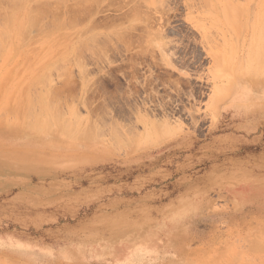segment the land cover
I'll use <instances>...</instances> for the list:
<instances>
[{"label":"rangeland","instance_id":"rangeland-1","mask_svg":"<svg viewBox=\"0 0 264 264\" xmlns=\"http://www.w3.org/2000/svg\"><path fill=\"white\" fill-rule=\"evenodd\" d=\"M27 1H0V264H263L264 0Z\"/></svg>","mask_w":264,"mask_h":264},{"label":"bare ground","instance_id":"bare-ground-1","mask_svg":"<svg viewBox=\"0 0 264 264\" xmlns=\"http://www.w3.org/2000/svg\"><path fill=\"white\" fill-rule=\"evenodd\" d=\"M0 1H1V0H0ZM8 1H9V0H8ZM10 1H11V0H10ZM30 1H31V0H30ZM30 1H27L28 4H29ZM56 1H58V0H56ZM63 1H64V0H63ZM13 2H14V3L16 2V3H17V7H18L19 0H13ZM13 2H12L11 4H13V6H14L15 4H14ZM31 2H34V1H31ZM44 2H45V1H44ZM52 2H54V1L52 0ZM58 2H62V1H58ZM48 3H49V1H48ZM62 3H64V2H62ZM7 4H8V3H7ZM26 4H27V3H26ZM28 4H27V5H28ZM44 4H45V3H44ZM76 4H78V3L76 2ZM30 5H31V3H30ZM30 5H29V6H30ZM49 5H50V4H49ZM49 5H48V8H49ZM13 6H12V7H13ZM29 6L27 7L28 9H26V11H27V10H30L29 8H32V7H29ZM65 6H66V5H65ZM65 6H64V8H65ZM6 7H7V6H6ZM45 7H46V6H45ZM50 7H51V6H50ZM62 7H63V6H62ZM62 7H60V8H62ZM66 7H67V6H66ZM68 7H69V6H68ZM78 7H79V6H78ZM13 8H14V10H15V9H16V6L13 7ZM58 8H59V7H58ZM76 8H77V6H76ZM5 9H6V8H5ZM5 9H4V11H5V12H8V13H5V14H9V11H7L8 9H7V10H5ZM11 9H12V8H11ZM56 9H57V8H56ZM68 9H69V8H68ZM84 9H85V8H84ZM1 10H2V9H1ZM12 10H13V9H12ZM12 10H11V11H12ZM49 10H50V9H49ZM49 10H48V11H49ZM54 10H55V9H54ZM54 10H53V9L51 10V11L53 12V14L57 12V11L54 12ZM75 10H76V9H75ZM4 11L2 10V12H4ZM30 11H31V10H30ZM43 11H45V10H42V12H43ZM46 11H47V9H46ZM23 12H24V11H23ZM42 12H41V10H39V12L35 10V11H34V14H32L33 11H31V13H30V12L26 13V21H27L28 23H31L32 26L34 25V28H32L31 25H30L29 30H30L31 28H32V29H35V27H37L36 24H38L37 29H38V28H43L41 25H40L41 27H39V24H40L39 21H40V17L42 16V14L44 15V14H46L47 12H45V13H42ZM64 12H65V11H64ZM66 12H67V11H66ZM68 12H69V11H68ZM75 12H77V11H75ZM82 12H83V11H82ZM0 13H1V12H0ZM12 13H13V11L11 12V14H12ZM17 13H18V12H17ZM69 13H70V12H69ZM60 14H61V13H60ZM60 14H59V16H60ZM71 14H73V13H71ZM74 14H75V13H74ZM23 15H24V14H23ZM46 15H47V14H46ZM61 15H62V14H61ZM4 16H5V15H3V13H2V15H0L1 18L3 17L2 19H4ZM6 16H7V18H5V19H6V20L8 19L7 21L9 22V21H10L9 17H11V16H10V14H9V17H8V15H6ZM16 16H17V14H16ZM52 16H55V14L52 15ZM56 16H57V15H56ZM59 16L56 17V18H59ZM67 16H68V15H66L65 17L67 18ZM44 17H46V16H44ZM60 17H61V16H60ZM66 18H65V19H66ZM71 18H72V17H71ZM2 19H0V22H2V21H1ZM5 19H4V20H5ZM52 19H54V18H52ZM60 19H61V18H60ZM60 19H59L58 21H60ZM4 20H3V21H4ZM23 20H24V19H23ZM54 20H55V19H54ZM56 20H57V19H56ZM73 20H74V18L72 19V21H69V20H68V21H67V22H68L67 24L69 25V24L71 23L70 26H73L74 23H75ZM77 20H78V19H77ZM78 21H79V20H78ZM8 22H7L6 26H8ZM54 22H55L56 24H63V25H64V22H63V23H62V22H56V21H54ZM65 22H66V21H65ZM69 22H70V23H69ZM73 22H74V23H73ZM3 23H6V22L4 21ZM3 23H0V25L3 24ZM49 23H50V22H49ZM55 23H54V24H55ZM65 24H66V23H65ZM72 24H73V25H72ZM51 26H52V25H51ZM25 27H27V29H26V31H25V29H24L25 32H22V35H24V33L29 34V33H28V31H29V30H28V26L26 25ZM1 28H4V26H3V27L1 26ZM18 28H19V27H18ZM56 28H57V27H56ZM56 28H55V29H56ZM51 29H53V27H52ZM51 29L49 30V34H50V32H52ZM57 29H58V28H57ZM59 29H60V28H59ZM76 29H77V28H76ZM4 30H5V29H4ZM27 30H28V31H27ZM40 30H41V29H40ZM31 31H32V30H30V33H31ZM35 31H37V30H35ZM42 31H43V30H42ZM53 31H55V30L53 29ZM157 32H159V31H157ZM0 33H1V32H0ZM3 33H4V32H3ZM39 33H41V31H40ZM59 33H61V32H59ZM68 33H69V32H68ZM18 34H19V33H18ZM36 34H37V33H36ZM36 34H34V35H36ZM61 34H62V36L65 35L64 33H61ZM59 35H60V34H58V36H59ZM1 36H2V35H1ZM4 36H5V34H4L2 37L4 38ZM15 36H16V35H15ZM31 36H32V35H31ZM31 36H30V37H31ZM62 36H61V38H62ZM69 36H71V35H69ZM92 36H94V35H92ZM92 36H90V37L87 36V37L91 38ZM2 37H1V38H2ZM22 37H23V36H21L20 39H23ZM64 37H65V40L68 39V36H67V39H66V35H65ZM6 38H7V37H6ZM18 38H19V37H18ZM25 38H26V37H24V39H25ZM61 38H60V39H61ZM94 38H95V37H94ZM84 39H86V38H84ZM84 39H83V40H84ZM91 39H92V38H91ZM2 40H4V39H2ZM6 40H7V39H6ZM70 40H71V38H70ZM87 40H88V39H87ZM92 40H93V39H92ZM84 41L86 42V40H84ZM88 41H90V39H89ZM21 42H23V40H21ZM62 42H63V41H62ZM89 43H90V42H89ZM5 44H6V43H5ZM28 44H30V43H28ZM85 44H86V43H85ZM18 45H19V44H18ZM79 45H80V44H79ZM82 45H83V44H82ZM90 45H92V44L90 43ZM80 46H81V45H80ZM84 46H85V45H84ZM87 46H88V45H87ZM63 48H64V46H63ZM67 48H69V47H67ZM76 48H77V47H76ZM79 48H80V47H79ZM79 48H78V49H79ZM83 48H84V47H83ZM87 48H88V47H87ZM9 49H10V48H9ZM61 49H62V47H61ZM27 50H28V49H27ZM58 50H59V49H58ZM63 50L65 51L66 49H63ZM79 50H80V49H79ZM16 52H17V51H16ZM16 52H15V53H16ZM58 52H60V51H57V54H58ZM69 52H71V51H69ZM76 52H77V51H76ZM76 52L74 51L73 53H76ZM79 53H80V52H79ZM9 55H11V54L9 53ZM13 55H15V54H13ZM52 55H53V54H52ZM54 55H56V52H55ZM62 55H63V54H62ZM64 55H65V54H64ZM64 55H63V56H64ZM68 55H69V54H68ZM50 57H52V56H50ZM50 57H49V59H50ZM9 58H10V57H8V59H9ZM61 58H62V57H61ZM63 58H64V57H63ZM77 59H78V58H77ZM47 60H48V58H47ZM69 61H70V59H69ZM77 62H78V60H77ZM4 65H5V64H4ZM56 66H57V65H56ZM58 66H59V65H58ZM62 66H63V65H62ZM0 68H3V67L1 66ZM54 68H55V67H53L52 69H54ZM55 69H56V68H55ZM10 71H11V69H10ZM51 71H52V70H51ZM47 72H48V70H47L46 72H44V74H46ZM19 73H20V70H19L18 74H19ZM10 74L12 75L11 72H10ZM10 74H9V75H10ZM27 74H28V72H27ZM9 75H8V77H9ZM15 75H17V74H15ZM24 75H25V73H24ZM32 76H33V75H32ZM24 77H25V76H23L22 78H24ZM43 77H44V76H43ZM22 78H20V79L23 80ZM30 78H32V77H30ZM45 78H46V76H45ZM45 78H44V79H45ZM8 79H9V78H8ZM20 79H19V81H20ZM42 79H43V78H42ZM44 79H43V80H44ZM46 79H47V78H46ZM36 80H37V79H36ZM6 81H8V80L6 79ZM32 83L34 84V82H32ZM35 83H37V81H35ZM41 83H43V81H42ZM18 84H19V82H18ZM25 84H26V83H25ZM25 84H24V85H25ZM28 84H29V83H28ZM33 84H32V85H33ZM3 85H4V84H3ZM29 85H30V84H29ZM34 85H35V84H34ZM16 86H17V85H16ZM25 86H26V85H25ZM25 86H23V88H24ZM27 87H29V86H27ZM30 87H31V86H30ZM0 88L2 89V86H0ZM25 89H26V87L24 88V90H25ZM49 91H50V90H49ZM51 92H52V91H51ZM53 92H54V90H53ZM22 93H23V92L21 91V94H22ZM54 93H55V92H54ZM12 94H13V93H12ZM12 94L10 95V98L13 97ZM46 94H47V92H46ZM55 94H56V93H55ZM50 95H51V94H50ZM35 96H36V95H35ZM56 97H57V96H56ZM34 98H35V97H34ZM38 98H39V97H38ZM41 98H42V97H41ZM53 98H54V97H53ZM7 99L9 100V98H7ZM11 99H12V98H11ZM14 99H15V97H14ZM31 99H32V98H31ZM50 99H51V97H50ZM2 100H3V99H2ZM9 101H10V100H9ZM9 101H8V104H9ZM34 101H35V100H34ZM47 101H48V100H47ZM57 101H58V100H57ZM10 102H11V101H10ZM15 102H16V101H15ZM15 102H13V103H15ZM30 102H31V101H30ZM45 102H46V101H45ZM48 102H49V101H48ZM50 102H51V101H50ZM13 103H12V104H13ZM35 103H37V102H35ZM23 104H25V102H24ZM30 104L33 105V103H30ZM40 104H41V103H40ZM46 104H47V102H46ZM48 104H49V106H50V103H48ZM48 104H47V105H48ZM13 105H14V104H13ZM13 105H12V107H11L12 109H10V110H12V111L14 110V108H15V110H16V107H17V104L15 105L16 107H14ZM21 105H22V104H21ZM21 105H20V106H21ZM31 105H30V107H31ZM51 105H52V104H51ZM9 106H11V103H10ZM9 106H8V107H9ZM37 106H38V105H37ZM52 106H53V107H50V108L52 109V115L55 116V117H53V118L59 119L58 116H56L57 113H56V114L54 113V110H53L54 105H52ZM64 106H65V105H64ZM30 107L28 106V109L26 110V112H27V111L30 109V110H29L30 112H27V116H29V117H31V111H32ZM39 107H42V105L39 106ZM47 107H48V106H47ZM3 108H4V109L1 108L2 110H0V111H4V110H6V109H5V106H4ZM6 108H7V107H6ZM18 108H19V107H18ZM23 108H24V107H23ZM33 108H35L34 105H33ZM35 109H36V108H35ZM40 109H41V108H40ZM51 109H50V110H51ZM7 110H8V108H7ZM7 110H6V111H7ZM10 110H8L7 112H9ZM15 110H14V111H15ZM19 110H20V109H19ZM55 110H56V109H55ZM39 111H40V110H39ZM57 111H58V110H57ZM60 111H61V109H60ZM7 112H4V114H6ZM43 113H44V110H43ZM53 113H54L55 115H54ZM2 114H3V113H2ZM7 114H8V113H7ZM7 114H6V115H7ZM10 114H11V111H10V113H9L8 115H10ZM17 114H18V113H17ZM25 114H26V113H25ZM47 114H48V112H47ZM20 115H21V114H20ZM20 115H19V117H21ZM58 115H59V114H58ZM60 115H61V114H60ZM60 115H59V116H60ZM2 116L6 117V121H7L8 117L5 116V115H2ZM17 116H18V115H17ZM12 117H13V116H12ZM19 117H17V118H19ZM24 117H25V118H24V123H25V121H26L27 119H26V116H24ZM44 117H45V116H44ZM60 117H61V116H60ZM27 118H28V117H27ZM47 118H48V117H47ZM10 119H11V118H10ZM10 119H8L9 122H8V121H7V122H6V121L4 122V124H5V125L3 124V125H4V128H5V126L7 125L6 123H10V124L13 123V121H12V123L10 122V121H11ZM19 119H20V118H19ZM25 119H26V120H25ZM34 119H35V118H34ZM38 119H39V118H38ZM1 120H2V119H0V121H1ZM3 120H4V118H3ZM3 120H2V121H3ZM31 120H32V119H31ZM48 121H50L49 118H48L47 122H48ZM64 121H65V120H62V122H64ZM27 122H30L29 119L26 121V123H27ZM37 122H38V121H37ZM40 122H41V121H40ZM53 122H54V120H53ZM74 122H75V121H74ZM32 123H33V122L30 123V126H31L32 128H35L34 130H36V125H37V124L34 123V124H36V125H34V127H33V126H32V125H33ZM0 124H1L0 126H2V123H0ZM10 124H9V125H10ZM18 124H19V123H18ZM44 124H45V123H44ZM48 124H50V123L48 122ZM63 124H64V123H63ZM23 125H24V124H23ZM60 125H61V123H60ZM64 125H65V124H64ZM64 125H62V126H64ZM10 126H11V125H10ZM10 126H9V127H10ZM18 126H19V125H18ZM18 126H17V124H16L15 127H18ZM62 126L60 127V130H62V129L66 130V128H63ZM66 126H68V125L66 124ZM64 127H65V126H64ZM0 128H1V127H0ZM6 128H8V126H7ZM18 128H19V127H18ZM18 128H14V129L17 130ZM25 128H26V127H24V129H25ZM43 128H44V127H43ZM61 128H62V129H61ZM11 129H12V128H11ZM11 129H7V131H9V130L11 131ZM19 129H20V128H19ZM22 129H23V128H22ZM81 129H82V128H81ZM0 130H3V131H4L3 128H1ZM43 130H44V129H43ZM12 131H13V130H12ZM47 131H48V130H46V132H47ZM62 131H63V130H62ZM80 131H81V130H80ZM82 131H83V130H82ZM82 131H81L80 133H82L84 136H86ZM84 131H85V129H84ZM62 133H63V132H62ZM115 136H116V135H115ZM116 137H117V136H116ZM116 140H117V139H116ZM251 236H252V235H251ZM247 240H248V239H247ZM248 241H249V240H248ZM252 242H253V241H250V243H249V246H250L249 249L251 248V250H249V251H252V252H253V251H257V250L259 249V247H260V246H258L259 244H255V243H256V240H255L253 243H252ZM250 244H251V245H250ZM253 244H254L255 246L257 245V247L255 248V246H254ZM251 246H252V247H251ZM203 248H205V247H203ZM219 248H221V247H219ZM219 248H218V249H219ZM252 248H253V249H252ZM254 248H255V249H254ZM257 248H258V249H257ZM207 250H208V249H207ZM223 250H224V248L222 249L221 252H224ZM225 250L228 251V248L225 249ZM186 251H187V250H186ZM208 251H209V250H208ZM218 251H219V250H218ZM218 251H217V252H218ZM194 252H195V251H194ZM194 252H193V253H194ZM238 252H239V251H238ZM252 252H251V254H252ZM204 253H205V252H204ZM236 253H237V252H236ZM241 253H242V251H241ZM217 254H218V253H217ZM223 254H224V253H223ZM238 254L241 255L240 253H238ZM239 255L237 256V254H236V256H234V259L237 258V257L240 258ZM197 256H198V255H197ZM200 256H201V255H200ZM218 256H219V255H218ZM242 256H243V255H242ZM215 257H216V256H215ZM222 257H223V256H222ZM244 257H245V256H244ZM198 258H199V257H198ZM245 258H246L245 260L249 259L248 257H245ZM194 259H195V258H194ZM211 259H212V258H211ZM223 259H225V258H223ZM237 259H238V258H237ZM237 259H236V260H237ZM250 259H252V258L250 257ZM250 259H249V260H250ZM198 260H199V259H198ZM216 260H217V258H216ZM261 261H262V260H261ZM232 263H233V262H232ZM263 264H264V263H263Z\"/></svg>","mask_w":264,"mask_h":264}]
</instances>
